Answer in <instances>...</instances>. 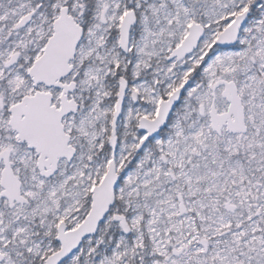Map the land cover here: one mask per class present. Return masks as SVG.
<instances>
[{
	"label": "snow or ice",
	"instance_id": "snow-or-ice-1",
	"mask_svg": "<svg viewBox=\"0 0 264 264\" xmlns=\"http://www.w3.org/2000/svg\"><path fill=\"white\" fill-rule=\"evenodd\" d=\"M0 264H264V0H0Z\"/></svg>",
	"mask_w": 264,
	"mask_h": 264
}]
</instances>
